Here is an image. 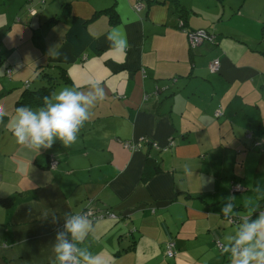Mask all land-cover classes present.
Returning <instances> with one entry per match:
<instances>
[{"label": "crops", "instance_id": "1", "mask_svg": "<svg viewBox=\"0 0 264 264\" xmlns=\"http://www.w3.org/2000/svg\"><path fill=\"white\" fill-rule=\"evenodd\" d=\"M219 1L216 20L199 23L193 10L184 17L186 29L215 37L214 44L189 51L177 15L165 5L137 12L136 0H45L42 8L32 0L37 14L24 13L14 24L26 0H0V105L9 113L0 122V199L12 201L0 206V264H53L52 245L64 230L65 214L79 213L88 202L124 218L93 222L77 245L104 264H181L182 253L198 245L202 232L210 252L213 236H235V227L221 220L227 200L235 207L252 204L248 195L256 203L264 199V52L257 47V22L253 33L231 34L228 19L241 5L230 14ZM111 7L116 25L100 13ZM241 15L236 17L248 22L253 17ZM53 17L59 20L51 24ZM214 59L220 60L217 74L208 71ZM54 66L65 70L69 83L53 92L66 86L87 92L92 81L104 99L91 109L75 143L66 148L57 139L37 153L15 143L10 121L25 83L45 85L38 74L52 75ZM143 138L161 150L131 152L117 142ZM147 152L157 172L145 171ZM52 160L55 169L48 167ZM234 184L243 192L231 193ZM211 202L218 204V216L208 218ZM234 207L228 217L243 212ZM261 212L264 201L252 221ZM185 221L201 222L205 231L176 240L177 257L168 260L163 252L169 229Z\"/></svg>", "mask_w": 264, "mask_h": 264}, {"label": "clouds", "instance_id": "2", "mask_svg": "<svg viewBox=\"0 0 264 264\" xmlns=\"http://www.w3.org/2000/svg\"><path fill=\"white\" fill-rule=\"evenodd\" d=\"M116 46L122 47L123 42H117ZM86 87L87 92L76 86L54 91L43 98V105L37 110L29 106L16 108L10 121L15 143L37 153L51 148L57 139L66 148L75 143L80 129L92 115L91 109L104 99L98 82L90 81ZM8 115L0 105V122ZM233 207L229 202L221 212L227 217ZM92 231L93 221L88 213H66L64 230L56 234L52 245L55 264H104L100 256L77 247ZM229 251L231 264H264V212L239 228L234 243L224 249V252Z\"/></svg>", "mask_w": 264, "mask_h": 264}, {"label": "trees", "instance_id": "3", "mask_svg": "<svg viewBox=\"0 0 264 264\" xmlns=\"http://www.w3.org/2000/svg\"><path fill=\"white\" fill-rule=\"evenodd\" d=\"M44 1L45 0H38L37 3H40V7L42 8L43 5H44ZM32 4V0H26L25 4L22 5L20 7V9L18 10L19 13H18V16H16V18H14V24H18L21 22V19H22V16L24 15V13L28 14L30 17H33L37 14V11L40 10L39 9H36V8H33L31 6ZM135 4V8L137 10V12H142L145 11L147 12L148 9L150 7H152L153 5H165L167 6V8L169 10H171V12L174 14V15H177V18H178V22H177V28L180 29L181 31H183L187 37V40H188V35L193 33V32H196L198 30H202V31H205L208 36L211 37V40L210 42H208L207 40L205 42H202L200 45H202L203 43H209V44H214L215 43V37L213 35V33H210L206 30H203V29H198V30H190V29H186L185 28V19L184 17L187 16V13H188V10L185 8V6H183L181 4V2L179 0H136V2L134 3ZM64 13H63V18H66L68 16V13H67V7L68 5H64ZM138 7V8H137ZM33 12V14L31 13ZM101 14H104L106 15L108 18H109V21L111 23V25H116L119 21H118V16L114 13L113 11V7L111 8H108V9H105V10H102L100 12ZM99 15V13L97 14ZM59 20V18H55L53 17L51 20H50V23L51 24H54L56 23L57 21ZM49 22L46 21V25L48 24ZM188 43V48H189V51H192L194 50L195 48L199 47H194L192 48L189 41H187ZM216 60L218 61V70L216 72H211L210 71V65L211 63ZM212 60L209 65H208V71L211 73V74H217L219 72V68H220V60L219 59H214ZM3 64V60L1 59L0 57V67L1 65ZM53 67V66H51ZM54 70L55 72H53V74L51 75L50 73H47L45 70H41L38 74V77L40 79V81H44L46 82L45 85L41 86V87H37V88H29V83L26 82L25 83V88H23V90L20 92V95L18 97V100L15 102L14 104V112H15V109L20 107V106H29L31 107L33 110L34 109H38L39 107H41L43 105V98L46 97V96H50L52 93H53V90L55 88V86L57 84H60V83H69V80L66 78V74H65V70L60 67V66H54ZM10 70L7 69L6 70V77L9 78L10 76ZM155 92H159L158 89L155 90ZM0 97H1V94H0ZM220 112V115H221V110H219ZM214 117H215V114H214ZM216 118V117H215ZM252 135V134H251ZM143 142L141 140H139L138 142H130V141H117L120 145H123L125 149L131 151V152H134V151H137L139 149H142L143 147H146L144 148L145 150L148 148H155L156 150L160 151L161 149L157 146V144L155 142H151L147 139H142ZM252 140H253V136H252ZM255 144L254 145H257L258 143L254 142ZM125 144L128 145V147H125ZM134 144H137L139 145L136 150L132 149V145ZM175 144V140L174 138L173 139H169L168 143H167V147H172V145ZM145 145V146H143ZM147 164H146V167H145V171H148L149 169H154L155 172L158 171L157 169V164H152L150 163L151 162V159H150V154L147 152ZM57 166V161L56 160H52L49 162L48 164V167L50 169H55ZM239 189V190H234V189ZM230 192L232 193H238V192H243V189L241 188V186L239 184H234L231 186L230 188ZM190 197V195H187V197ZM264 201V199L260 200L258 203H256L254 206H250V205H245V206H235V211L236 210H241L243 212H247L249 209L252 210V212H255L256 211V208L260 205V203H262ZM227 202H231L230 200ZM91 202H88L86 204V206H84V208L79 212V213H88L89 214V219H91L93 222L97 221V220H101L99 219L101 215L105 216V215H113L115 217L116 220H113L114 222H118L124 218H122L123 216L119 215V214H116L114 213L113 211H111L110 209H105L103 211H96L92 208H90L89 204ZM213 202L211 203H208V206L205 207V210H206V215L208 216V218H211L210 216H214V215H217L218 214H215L214 213V206H218L217 203H214L212 204ZM227 203V204H228ZM232 203V202H231ZM222 204V203H221ZM233 204V203H232ZM12 205V201L10 198H5V199H0V206L2 207H10ZM216 210V209H215ZM154 211H152L153 213ZM220 214H221V220L223 222H227L229 224H227L229 226V228H231L232 226L235 227V233L237 234L236 232V229L239 230V228L241 227V224L243 221L245 222H251L252 221V217L255 215H251V216H248V217H245L243 220L242 218L238 217V214L237 216L235 215H232L230 217L227 216V218H224L225 215L221 213L220 211ZM102 219H107L109 220L107 217H104ZM197 222V221H196ZM196 222L194 223H188V221H185L182 223L183 226H181L180 228L179 227H176L175 230H173L172 226L170 227L169 229V232H168V237L169 239L165 242V247H164V252H163V256L168 259V260H174L177 254V250H176V247H175V243H176V240L178 241H183L185 240L188 236L191 235V233L194 231V232H201V231H205V229L203 228V223L199 222V224H197ZM184 225H186L187 227H185ZM220 231L222 232V227L220 229ZM224 233V236H226V233L225 231H223ZM235 234V236H236ZM221 235V234H220ZM234 235L231 236V238L228 237V240H230V243L228 244V246H230L232 243H234V238L235 237ZM186 237V238H185ZM214 238L211 239V243L212 245L215 247V249L220 253V256L223 258V264H228V261L230 260V255L231 252H224V249H225V242L227 240H223L222 237L215 235L213 236ZM222 238V240L220 239ZM182 243V242H181ZM210 248H211V245H210ZM169 249L171 250V256L168 255L169 253ZM209 251V250H208ZM225 255V256H224ZM227 255V256H226ZM55 264V261L54 263Z\"/></svg>", "mask_w": 264, "mask_h": 264}, {"label": "rangeland", "instance_id": "4", "mask_svg": "<svg viewBox=\"0 0 264 264\" xmlns=\"http://www.w3.org/2000/svg\"><path fill=\"white\" fill-rule=\"evenodd\" d=\"M179 1L181 2L183 6H185V8L188 11L193 10L197 14L196 17L198 18L199 23H209V21L216 20L221 15L222 8H220L219 0H179ZM243 1L244 0H222L221 1L223 3V6H225L224 8H226V10L230 14H232L231 12L233 13L236 12L240 5L241 7H243L246 4L244 13L241 12L242 8L240 7L239 13L236 15H233L232 17L228 19V21L232 25L231 26L232 30L230 29L229 30L232 31L231 34L233 35H237V33H235L234 31H238L239 33L244 32V31L247 33H253L255 31V22H257V31H256L257 38H258L257 47L259 48L260 51L264 52V40L262 41V39L264 38V0H245L244 4L242 3ZM240 14H244V16L241 15V17H249L248 14H251L253 17H250L251 19L248 22V21H244V18L238 19L236 17L237 15H240ZM215 26L220 30H223V28L225 29V25H222L220 23L215 24ZM205 41L206 40H203V42ZM258 41H261V42L258 43ZM18 60H19V63H21L19 57H18ZM14 62L18 63V61L16 60ZM1 72L3 74V70ZM32 88L34 89L37 88V83L36 85L32 86ZM249 196L250 195L247 196L248 202L249 203L252 202L250 206H254L256 201L254 202L253 198L252 197L250 198ZM245 205H248V204H245ZM250 214L252 215L251 209H249L248 212H245V213L239 212L238 217L245 220L244 218L248 217V215L251 216ZM109 220H112V219H109ZM244 223L245 221L240 223L241 226ZM237 231L238 230L236 229V232ZM226 236L228 235L226 234ZM207 237L208 236L205 235V232H202L200 234L201 241H199L198 245H189L188 249L185 250L184 253H182L181 255V258H183L181 261V264H221L220 253L215 249V247H212L211 252H210L208 251L207 246L204 244L203 240L204 238H207ZM220 239L222 240V238ZM229 243H230V240H227L225 242V246H228ZM215 254L217 255L216 258H215ZM231 257L232 255H230V260L228 261V264H231ZM171 263H168V264H171Z\"/></svg>", "mask_w": 264, "mask_h": 264}, {"label": "built area", "instance_id": "5", "mask_svg": "<svg viewBox=\"0 0 264 264\" xmlns=\"http://www.w3.org/2000/svg\"><path fill=\"white\" fill-rule=\"evenodd\" d=\"M31 13L33 14V12H31ZM203 40H207V41L211 40V37L208 36V34L205 31L198 30V31L193 32V33L188 35V41H189L192 48L199 46L203 42ZM218 66H219L218 61L214 60L210 65V71L216 72L218 70ZM219 116H220V112L218 110L217 112H215V117H219ZM141 141H142V139H141ZM138 146L139 145L134 144V145H132V149L136 150V148ZM125 147H128V145L125 144ZM234 190H239V189L236 188ZM104 217H107L108 219H112V220L115 219V217L113 215H105V216L101 215L99 219H102ZM168 255L171 256V250L170 249H169Z\"/></svg>", "mask_w": 264, "mask_h": 264}]
</instances>
